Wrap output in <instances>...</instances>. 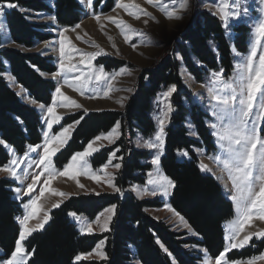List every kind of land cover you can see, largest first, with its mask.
Listing matches in <instances>:
<instances>
[{
    "label": "trees",
    "instance_id": "16d2710c",
    "mask_svg": "<svg viewBox=\"0 0 264 264\" xmlns=\"http://www.w3.org/2000/svg\"><path fill=\"white\" fill-rule=\"evenodd\" d=\"M16 8L5 10V23L12 43L31 50L39 41L48 40L51 34L43 33L46 24L30 22L25 11L52 14L63 28H72L85 16L79 0H54L52 7L42 0H11ZM117 0H95L91 16L104 14L116 7ZM236 49L246 52L251 28L246 23L233 25ZM1 46V43H0ZM98 65L112 71L124 64L121 61L101 58ZM185 68L196 83H204L210 72L222 71L228 76L234 70L233 54L221 18L207 11L200 12L188 31L176 43L175 54L157 70L147 71L139 88L126 105L125 112H81L65 117L60 127L77 124L68 145L57 155L56 165L64 167L73 154L83 151L97 136L109 133L116 122L127 123L133 136L138 132L149 138L157 132L152 111L157 99L174 85L171 97L174 113L165 130V148L161 168L174 182L169 198L170 207L180 215L196 237L176 233L163 221L151 217L148 209L161 208L164 201L140 200L132 193L72 196L50 213L49 223L32 233L24 242L26 264H201L202 254L189 248L201 247L212 258L225 250V223L233 218V203L215 178L202 172L195 149L208 147L216 150L208 121L210 116L199 105L193 104L191 92L184 83L181 69ZM58 67L53 56L21 49H0V167L7 165L10 154L6 144L17 154H24L29 146L43 141V122L39 112L21 101L10 86L6 74L27 91L35 102L50 106L56 89L54 79L45 77L56 73ZM83 117V119H81ZM190 121L191 132L187 122ZM193 133L195 136H191ZM122 147L124 165L116 183L127 190L134 184L144 185L152 169V153L134 149L128 156L125 137L112 147L103 148L91 159L95 170L110 159L115 148ZM187 153V155H183ZM17 183L0 178V264L10 258L20 239L18 217L23 213L22 201L15 197ZM116 206V215L110 230L104 234H82L72 220L75 213L94 221L108 207ZM105 240L103 263L82 259L98 243ZM264 253V239L253 240L251 246L233 250L228 258L246 261ZM80 256L77 260L76 257Z\"/></svg>",
    "mask_w": 264,
    "mask_h": 264
},
{
    "label": "rangeland",
    "instance_id": "374dc122",
    "mask_svg": "<svg viewBox=\"0 0 264 264\" xmlns=\"http://www.w3.org/2000/svg\"><path fill=\"white\" fill-rule=\"evenodd\" d=\"M42 1L51 5L52 7L54 6L53 0ZM79 1L86 12L85 16L79 23V28H77L76 26L72 28H63L59 24L56 25L57 21L52 14H43L30 10L25 11L28 14L30 22H34L37 24H46L47 29L42 31L43 33L51 34L52 37L48 40L37 42L34 48H32L31 50L23 47H18L16 44L12 43L9 32L5 26V18L3 14L0 15V49L14 48L21 49L25 52H37L44 56H53L54 62L58 67L57 72H59V63L61 59L60 47L61 41H63V47L66 53L64 57L66 68L69 63L76 64L77 66V69L74 72H66L64 75L57 76L54 79L56 82V87L63 85V87H61V92L64 96H67L70 101H74L75 104H68L67 106H64L66 102L63 101L62 98L56 97L54 92L53 100L55 99L56 105L54 115L60 116L61 120L59 123H53L52 129H48L46 124V121H51L52 119V117L47 113L46 109L47 107L53 106V102L50 106H45L43 104L35 102L33 99L32 101L27 99V96H24V94L22 93L23 91L21 88L18 90V96L20 97L21 101L36 109L41 115L43 122V141L40 144L34 146H39L37 147V152L40 155L43 154V144L45 140L44 133L48 132L49 136L59 133L62 130V127H60V125L65 117L85 112V110L87 112L118 111L124 113L127 103L132 98V96L135 95L137 89L139 88L142 76L147 71L157 70L169 57L174 56L176 43L180 41L182 36H184V34L188 31L189 26L196 20V17L200 12L207 11L213 15L218 16L219 18L221 17L216 7L218 0H187V6L183 9L180 7V5L184 2V0H159V4L163 5L166 10H171L174 8L176 10L174 14L180 16V19H167L165 17L164 11L161 10L160 7H153L152 5L147 3V0H122L124 4L130 6V10L135 9V6H139L140 9L148 12L150 16L141 15L139 19H136L135 17L128 15L123 8L115 7V10L113 9L108 13L97 14L100 17L99 21H97L94 18L97 15L91 16L90 11L92 7L87 6L86 0L84 3H82L81 0ZM94 1L95 0H93V3ZM241 1H243V4L245 2L253 0H240V2ZM8 2L9 0H0V5L1 3H4L6 5ZM226 2H228V0H226ZM257 2L258 6L261 5V7L257 9V11L253 10L255 9L253 8V4L249 3L246 5V9H249L247 10L248 12L241 13L240 19L230 18L227 27L225 26L223 21L224 28L226 29V35L230 40L234 61V70L228 76H224L223 74V78L225 79L234 80L239 72L237 65L239 63H242L243 60L250 54L253 44H255L257 41L255 28L259 23V20L264 19V3H262V0H257ZM240 11H242V9ZM112 20H115L117 22L123 21L125 25H129L131 29H134L137 35H135L131 41L126 42L120 28H118L116 24L112 23ZM145 21H147V23H145ZM241 23H246L251 28L248 41V49L244 53L239 52L236 49L233 35L234 32H232L233 25H238ZM64 29H67V31H63ZM62 32L63 36H61ZM139 33H143L144 36H139ZM127 34L132 35L131 32H128ZM109 37H111V39H109ZM149 39L150 43H146L145 41H148ZM132 45H136V47L134 48ZM256 47L258 51L255 58V64L258 67L259 56L261 53H264V39H261L260 43L256 44ZM101 49L107 54L99 55L95 60L92 61L93 69L90 70L80 63V55L82 53H95L99 52ZM169 49L170 54H168ZM101 58L113 59L124 63L121 67L109 72L104 69L106 75L114 76L115 79H111L109 81H96L93 78L91 83L85 86L83 94H81L80 91H74L73 88L69 85H75V87L79 88L80 82L75 81L72 77L75 75H80L81 72L87 75H91L94 71L98 72L99 66L102 65H98L97 62ZM122 69H126V71L121 72ZM212 73L213 72H210L208 74L204 83H196L194 78L187 73L185 68L181 69L182 79L191 92V102L193 104L199 105L210 116L208 127L211 134L213 133L211 124L218 123L213 115V105L215 104V101L210 97L208 93V87L211 86L212 83ZM5 77L10 81V84L14 85V80L10 75H5ZM45 77L53 79V74H51L50 76L45 74ZM65 78L68 79V84L63 83ZM109 86L111 87V91L109 92V95L105 97L103 96V91L109 88ZM168 92L169 91H167L166 93ZM173 93L174 91H172L170 95L165 96L164 93L162 96H160L157 99V104L155 105L151 114L156 122L157 130L159 128V121L162 119L164 120V133L171 124V117L175 110L173 101L171 99ZM76 104L80 105V107H75ZM41 105H43L44 107L42 108ZM169 105L171 106V111H169ZM254 111H259L258 105ZM254 119L255 117H253V120ZM256 123L259 134L264 137V121H257ZM187 125L192 132L193 127L191 126L190 121L187 122ZM76 127L77 124H74V126L69 129V133L67 134L68 139L66 143H49L50 149L58 148V151L52 157L53 166L55 169L63 170L67 165L66 164L64 167L58 168L55 160L57 155L70 142L72 134ZM155 134L149 138H144L138 132H136L135 136H133L129 125L126 122L123 124L120 123V127L117 130V133L113 135L111 142L108 139H95L93 148L98 149V151H94L90 156L85 157L88 170L91 171L94 175L100 176V183H97L94 179L88 178V175L77 174L75 175V178H69L68 176H56L50 184L45 185V179L47 176V174L45 173L44 175L40 176V179L35 183L33 190L28 194H25L24 189L28 184L32 183L33 176L40 174V172L42 171V165L40 167H38L36 164H31V166H29L30 161L28 158H25V153H28L29 158L38 159L37 152H29L28 148L24 154H17L12 147L6 144L5 146L9 151L11 158L10 160L17 157L20 158V162L13 167H15L21 175H23V171L25 170L28 172L27 178L24 179L23 182H21L12 178L9 172L0 171V178H8L17 183V187L14 189L15 197L17 198V200L22 201L23 209V213L19 217L20 219H18V222L21 225V231L25 227V225H23L21 221L26 215L31 217L27 222V228L37 229L35 231H32L31 234L42 230L49 223L51 211L59 208L66 200H68L72 196L120 193L115 191L114 188L108 186V184L106 183V174H110L112 177H114L113 183L117 186L116 181L123 169V162L125 158L124 155L121 154L122 147L115 148V150L113 151L115 155L111 156V163H109V159L106 163L108 164V167L106 169H103V171H101L103 166L98 170H95L93 168L91 163L92 157L101 149L112 147L120 140V138L125 137L128 147V156H130L134 149L148 150L152 153L153 159L157 155L158 149L148 148L143 145L149 140H154ZM191 134L192 137L195 136L193 133ZM213 138L216 150L209 153L208 147L203 146L202 148L195 149V151L198 155L200 165L201 163H203L208 167V169H210V171L202 172L215 178L220 186L223 187L226 197L233 203V201L230 199V196L234 194L231 180L228 178L227 173L221 170L222 166L219 165L214 159H210V157H214L216 155H223L219 148V142L217 138L215 136H213ZM164 148L165 135L163 152ZM85 149L83 151H85ZM13 151L16 153V157H13ZM161 156L162 155H160V161ZM119 157H122V159H118ZM152 159L149 161L150 164H152ZM117 163L121 165L120 169L118 170L114 167V165ZM158 167L159 175L165 176L161 168V162L159 163ZM149 173H152L153 175L151 177L149 175L147 176L146 183L144 185L134 184L128 187L125 192H122V194L132 193L140 200L158 199L164 201V204L161 208L148 209L147 213L154 219L163 221L168 224L174 232L185 233L186 238L196 237L192 229L188 226L187 222L184 219H181V216L177 215V213L169 205V198L171 196L173 188L170 189L169 195L167 196L161 195L159 193L155 196L150 194L141 195L139 191H132L133 188H136L138 190H150L154 187V185L148 184L147 181L149 179H158L157 167L152 164V169ZM77 181L79 182V184L83 185V188L77 186ZM17 189H20V191L18 192ZM41 189H46L45 194L37 201L36 208H26L25 205L29 204L31 199L39 196ZM53 192H63L65 193V195H53ZM54 205L59 206L54 207ZM233 206L234 216L225 223L224 228L225 249L230 243H241L245 235L249 233L253 235L248 243L244 244L243 247H234L230 248L227 252H225V250L222 252L225 255V259L229 261V264H232V262L229 260L228 255L233 250H241L249 245L251 246L253 240L260 241L264 239V237L257 238L256 235L259 232L264 231V221L258 218H253L252 220H250L248 224L244 226L243 231L240 232L239 236L235 240L226 239V236L231 234L232 222L237 218L234 203ZM109 208H112V206L106 209ZM106 209L103 210L94 221H89L86 217L78 215L72 216L71 218L76 223L78 230L82 234H104L110 230L111 224L116 215V206L114 208V215L108 213ZM169 209L172 210L170 211ZM102 213L103 215H101ZM109 215H112L110 221H108L107 219ZM45 217H47L46 223H44ZM41 223H43V228H37V225ZM105 224H107V230H105L104 228ZM89 225L91 226V232L82 231V229H86ZM30 235H26L22 241L19 239L21 247L24 249L23 255L26 256V263L28 261V256L24 242ZM105 243V240L98 243L94 250L90 254L82 256V259L103 263L105 261ZM189 249L195 251L197 254H202L201 264H204L205 259H208L209 264H215V261L218 258H212L208 254V252L201 247H192ZM99 253H103V257L99 255ZM261 256H264V253ZM7 259L2 260V262ZM248 261L249 260L238 262L239 264H248ZM254 264H264V259H255Z\"/></svg>",
    "mask_w": 264,
    "mask_h": 264
},
{
    "label": "snow or ice",
    "instance_id": "6c2138e0",
    "mask_svg": "<svg viewBox=\"0 0 264 264\" xmlns=\"http://www.w3.org/2000/svg\"><path fill=\"white\" fill-rule=\"evenodd\" d=\"M82 3L85 0H81ZM88 7H93V0H86ZM147 3L153 7H160L164 11L165 17L167 19H180L181 17L175 15V9L166 10L163 5L159 4V0H147ZM264 3V0H262ZM187 0L180 5V7L186 8ZM8 9L17 7L16 4L12 3L11 0L6 5H0V15L3 14L4 8ZM218 12L221 15L222 20L224 21L225 26H228L230 18L240 19V4L239 0H218L216 5ZM116 8H123L124 11L130 15L139 19L141 15L150 16L148 12L143 9H140L139 6H135V9L130 10V6L124 4L122 0H117ZM115 10V9H114ZM247 9H245V12ZM99 21L100 17L97 15L94 17ZM54 19V18H53ZM120 28L122 35L126 42L131 41L137 33L134 29H131L129 25H125L123 21L117 22L115 20L111 21ZM147 23V21H145ZM123 25V26H122ZM77 28L80 27L79 24L76 25ZM127 30V31H126ZM63 31H67L64 29ZM131 32L132 35L127 34ZM255 32L257 34V41L253 44L250 54L243 60L242 63L237 65L239 72L234 80H228L223 78V72H213L211 86L208 87V93L210 97L215 101L213 105V115L218 123H212L211 127L213 129V136H215L219 142V148L223 155H216L210 157L214 159L219 165H221V170L227 173L228 178L231 180L232 189L234 194L230 196V199L233 201L237 218L231 224V234L226 236L227 240H235L241 231H243L244 226L248 224L253 218H258L264 221V137L259 134L257 128V121H264V53H261L259 56V66L255 64V58L257 56V47L256 44L260 43L261 39H264V19H260L259 23L256 25ZM139 36L143 37V33H139ZM63 36V32L61 33ZM111 39V37H109ZM150 43V39L145 41ZM114 46V45H113ZM134 48L136 45H132ZM98 47V46H97ZM106 55L102 49L99 52L95 53H82L80 55V63L83 64L88 69H93L92 61L96 59L99 55ZM66 53L63 47V41H61L60 47V71L53 74V79L57 76H62L66 72H74L77 69L76 64L69 63L67 68L65 65L64 57ZM126 71L122 69L121 72ZM119 74V73H118ZM130 74V73H129ZM75 81L80 82V87L77 88L75 85H69L73 88L74 91H80L83 94L85 86L91 83L94 78L96 81H109L115 79L114 76H109L105 74L103 66H99L98 72L94 71L91 75H87L81 72L80 75H75L72 77ZM64 84H68V79L65 78L63 81ZM61 87L63 85L57 86L55 89V96L60 97L65 101V105L75 104L74 101H70L67 96H64L61 92ZM111 87L103 91V96L107 97ZM172 91H175V86L173 85L168 93L164 95H170ZM95 98V97H90ZM259 107V111H254ZM55 99L53 100V106L47 107V113L52 117L51 121H46L48 129H52L53 123H59L61 120L60 116L54 115L55 112ZM43 108L44 106L41 105ZM75 107L79 108L80 105L76 104ZM171 106L169 105V111H171ZM85 115L87 111L85 110ZM253 117L255 119L253 120ZM83 119V117H81ZM80 123V120H76L74 124ZM74 124H69L67 127H62V130L49 136L48 132L44 133V144H43V154L40 155L37 152V147L39 146H29V152H37L38 159L29 158L28 153H25V158L29 159V166L31 164H36L38 167L42 165V171L40 174L33 176L32 183L28 184L24 189L25 194H28L33 190L35 183L40 179L41 175L47 174L45 179V185L51 183V181L56 176H68L69 178H75L77 174L88 175V178L94 179L97 183H100V176L94 175L91 171L88 170L87 162L85 157L90 156L92 152L98 151V149L93 148V142H89L87 148L83 152H77L73 154L70 158V162L64 167L63 170L55 169L53 166L52 157L58 151V148H49V143L64 144L67 142L69 129L74 126ZM120 127L119 121L116 122V125L112 130L103 136H97L96 140L108 139L111 142V139L114 134L117 133V130ZM164 120L159 121V128L155 134L154 140H149L145 142L143 146L148 148L158 149L157 155L152 159L151 163L157 167L158 179H149L148 184L154 185L150 190H138L133 188L132 191H139L141 195L150 194L157 195L158 193L164 196L169 195L170 189L174 187V182L171 179L163 175H159V163L160 155L163 153L164 146ZM4 143L3 140H0V144ZM13 157H16V153L13 151ZM115 154H110L109 163H111V156ZM187 155V153H183ZM118 159H122L119 157ZM20 162V158H14L9 161V163L3 167H0V171H7L10 173L11 177L23 182L27 178L28 172L23 171L21 175L14 165H17ZM108 164H105L103 169H106ZM114 167L118 170L121 165L119 163L115 164ZM202 171H210L206 165L201 163L200 165ZM107 175L106 183L109 187L114 188L115 191L122 194L123 190L117 187L114 183V177L110 174ZM150 177L152 173L148 174ZM77 186L83 188V185L79 184L77 181ZM227 187V185H226ZM46 189H41L38 197L30 200L29 204H26L25 207L36 208L37 201L44 196ZM19 192L20 189H17ZM98 194V193H97ZM53 195L63 196V192H53ZM59 205H54L58 207ZM114 208L106 209L108 213L114 215ZM170 211L172 209H169ZM34 215V213H33ZM69 215L75 216V213H69ZM103 215V213L101 214ZM178 215V214H177ZM31 217L26 215L21 223L25 225L24 229L20 233V240L22 241L26 235H30L32 231L37 230L28 229L27 222ZM112 215L107 217L110 221ZM17 219H20L19 217ZM181 219H183L181 217ZM47 222V217H45L44 223ZM37 228H43V223L37 225ZM105 230H107V224L104 225ZM82 231L91 232V226L89 225L86 229ZM253 234L249 233L244 236L243 241L239 244L230 243L225 249L227 252L230 248L234 247H243L244 244L248 243ZM257 238L264 237V231L259 232ZM24 249L21 247L20 241H17L15 250L11 253L9 259L2 262V264H26V256L23 255ZM103 257V253H99ZM77 260L80 259V256L76 257ZM255 259H264V256L258 258H253L248 261V264H254ZM204 264H209L208 259L204 260ZM215 264H229V261L225 259L224 253H221L215 261ZM232 264H239L238 261H233Z\"/></svg>",
    "mask_w": 264,
    "mask_h": 264
},
{
    "label": "crops",
    "instance_id": "0c3cea01",
    "mask_svg": "<svg viewBox=\"0 0 264 264\" xmlns=\"http://www.w3.org/2000/svg\"><path fill=\"white\" fill-rule=\"evenodd\" d=\"M242 2L243 1H241L240 2V0H239V4H240V9L239 10H241L242 9V11H240L241 13H247L248 11H246L245 12V9H246V5L247 4H249V3H251V4H253V8H255V9H253V10H255V11H257V9L258 8H260L261 7V5H259L258 6V2H257V0H253V1H249V2H245V3H243L242 4ZM1 5H5L4 3H1ZM5 10H8V8H4V11H3V16H4V18H5ZM247 10H249V9H247ZM221 18V17H220ZM222 19V18H221ZM223 21V20H222ZM58 23L56 22V25H57ZM5 26H6V23H5ZM6 29H7V26H6ZM8 30V29H7ZM10 36V35H9ZM6 75H9V74H6ZM45 76V75H44ZM50 76V75H49ZM12 77V76H11ZM6 78V77H5ZM13 78V77H12ZM7 79V78H6ZM13 80H14V78H13ZM7 81H8V83L10 84V81L7 79ZM13 83H14V85L13 84H10V86L17 92V93H19V89L21 88L22 89V93L24 94V96H27V99H29V100H31L32 101V99L29 97V95H28V93H27V91H25L22 87H20L17 83H16V81L14 80L13 81ZM14 87H13V86Z\"/></svg>",
    "mask_w": 264,
    "mask_h": 264
},
{
    "label": "built area",
    "instance_id": "2783aa9c",
    "mask_svg": "<svg viewBox=\"0 0 264 264\" xmlns=\"http://www.w3.org/2000/svg\"><path fill=\"white\" fill-rule=\"evenodd\" d=\"M168 54H170V50H168Z\"/></svg>",
    "mask_w": 264,
    "mask_h": 264
},
{
    "label": "bare ground",
    "instance_id": "6f19581e",
    "mask_svg": "<svg viewBox=\"0 0 264 264\" xmlns=\"http://www.w3.org/2000/svg\"><path fill=\"white\" fill-rule=\"evenodd\" d=\"M170 50V49H169ZM165 59V58H164Z\"/></svg>",
    "mask_w": 264,
    "mask_h": 264
}]
</instances>
